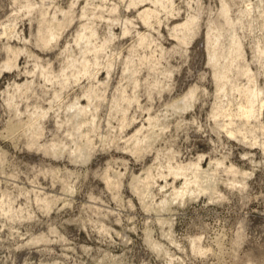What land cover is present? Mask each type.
<instances>
[{"label":"clouds","instance_id":"9594fccd","mask_svg":"<svg viewBox=\"0 0 264 264\" xmlns=\"http://www.w3.org/2000/svg\"><path fill=\"white\" fill-rule=\"evenodd\" d=\"M264 0H0V264H264Z\"/></svg>","mask_w":264,"mask_h":264},{"label":"rangeland","instance_id":"374dc122","mask_svg":"<svg viewBox=\"0 0 264 264\" xmlns=\"http://www.w3.org/2000/svg\"><path fill=\"white\" fill-rule=\"evenodd\" d=\"M253 209L250 214V221L252 225L255 226H260L264 225V206H258L257 204H253L251 206Z\"/></svg>","mask_w":264,"mask_h":264}]
</instances>
